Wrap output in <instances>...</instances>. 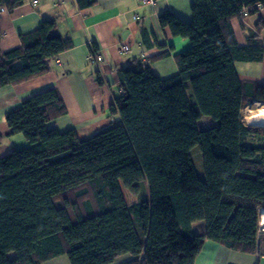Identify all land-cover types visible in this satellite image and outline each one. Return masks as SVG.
Here are the masks:
<instances>
[{"label":"trees","instance_id":"obj_1","mask_svg":"<svg viewBox=\"0 0 264 264\" xmlns=\"http://www.w3.org/2000/svg\"><path fill=\"white\" fill-rule=\"evenodd\" d=\"M24 1L0 0V8ZM262 10L264 0H193L191 21L161 15L162 26L191 43L175 55L179 72L162 77L141 59L119 68L109 126L94 135L48 127L67 113L54 87L9 110L12 133L31 144L0 158V264H42L61 254L72 264H112L126 253L132 258L122 264H194L206 239L256 252L264 126L243 115L248 103L264 101V83L242 79L235 64L264 59ZM246 17H256L255 29L240 44L233 20L245 27ZM72 45L57 20L45 18L19 46L0 48V87L46 73ZM197 220L206 222L203 233L193 230Z\"/></svg>","mask_w":264,"mask_h":264},{"label":"crops","instance_id":"obj_2","mask_svg":"<svg viewBox=\"0 0 264 264\" xmlns=\"http://www.w3.org/2000/svg\"><path fill=\"white\" fill-rule=\"evenodd\" d=\"M80 4L81 0H25L14 9L1 6L2 51L19 46L20 35L36 29L45 18H55L60 33L71 37L73 45L49 60L46 73L17 85L0 87V134L3 136L0 158L31 144L22 133H12L6 113L35 93L54 87L66 103L67 113L50 121L49 128L76 129L81 137H88L109 126V107L120 94L119 68L141 59L150 63L162 77L179 72L175 55L189 48L190 40L162 26L160 16L171 11L191 21L193 0H158L154 6L144 5L141 0H95L90 5ZM259 14L264 18V10ZM255 21L256 17H246L243 27L238 18L233 20L240 44L247 43L250 30L255 29ZM262 34L264 36V31ZM124 44L130 45L126 52L121 51ZM93 46L103 59L93 58ZM167 51V56L150 60ZM235 65L242 79L264 83V59L237 61ZM15 66L21 68L23 62L17 61ZM192 226L198 234L206 230L205 220H197ZM8 256L14 259L16 253L9 252ZM131 258L132 255L126 253L112 264H122ZM42 264L72 262L67 254H61ZM194 264H264V230L259 233L258 249L253 253L230 249L206 239Z\"/></svg>","mask_w":264,"mask_h":264},{"label":"bare ground","instance_id":"obj_3","mask_svg":"<svg viewBox=\"0 0 264 264\" xmlns=\"http://www.w3.org/2000/svg\"><path fill=\"white\" fill-rule=\"evenodd\" d=\"M243 121L246 124H258L264 126V101H258L255 107L248 104L244 108ZM259 224L264 227V210L261 212Z\"/></svg>","mask_w":264,"mask_h":264},{"label":"rangeland","instance_id":"obj_4","mask_svg":"<svg viewBox=\"0 0 264 264\" xmlns=\"http://www.w3.org/2000/svg\"><path fill=\"white\" fill-rule=\"evenodd\" d=\"M248 104H251V105H253V107H255L257 105V101H252L251 103H248ZM205 123L208 124V122H205ZM82 138H86V137H82ZM192 153H193V159H194V163H195V167H196L198 175L201 178H205L204 159H203L202 151L200 150V148L198 146H195L192 149ZM88 199H89V196H88Z\"/></svg>","mask_w":264,"mask_h":264},{"label":"built area","instance_id":"obj_5","mask_svg":"<svg viewBox=\"0 0 264 264\" xmlns=\"http://www.w3.org/2000/svg\"><path fill=\"white\" fill-rule=\"evenodd\" d=\"M158 0H141V3L144 4V5H148V6H154L156 3H157ZM5 8L2 7V10H4ZM130 49V45L128 44H124L122 45L121 47V51L123 52H126ZM93 58L95 59H98V60H101L103 59L102 55L99 53V52H96L93 56ZM264 230V227L260 226L259 225V230L258 232L261 233L262 231Z\"/></svg>","mask_w":264,"mask_h":264}]
</instances>
